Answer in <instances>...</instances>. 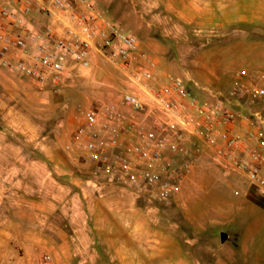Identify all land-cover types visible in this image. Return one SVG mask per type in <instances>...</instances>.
<instances>
[{
	"label": "rangeland",
	"instance_id": "obj_1",
	"mask_svg": "<svg viewBox=\"0 0 264 264\" xmlns=\"http://www.w3.org/2000/svg\"><path fill=\"white\" fill-rule=\"evenodd\" d=\"M94 1L200 102L264 71V0ZM100 66L60 92L0 66V264H37L46 252L53 264H182L201 257L200 243L213 262L218 246L207 238L224 232L227 247L250 239V264H264V199L208 147L167 200L104 177L95 184L94 164L69 149L79 105L119 103L127 88L115 64L103 57ZM233 254L232 264H245Z\"/></svg>",
	"mask_w": 264,
	"mask_h": 264
},
{
	"label": "built area",
	"instance_id": "obj_2",
	"mask_svg": "<svg viewBox=\"0 0 264 264\" xmlns=\"http://www.w3.org/2000/svg\"><path fill=\"white\" fill-rule=\"evenodd\" d=\"M47 23L36 26L35 16ZM100 55L124 75L119 103L84 108L70 151L92 162L93 181L104 177L138 194L167 200L189 178L202 146L226 168L243 173L264 199V71L214 103H202L184 79L160 75L140 38L108 18L94 0H7L0 6V66L63 90L73 68H90ZM250 100V109L225 100ZM243 125L240 131L234 126ZM37 264H53L43 253Z\"/></svg>",
	"mask_w": 264,
	"mask_h": 264
},
{
	"label": "crops",
	"instance_id": "obj_3",
	"mask_svg": "<svg viewBox=\"0 0 264 264\" xmlns=\"http://www.w3.org/2000/svg\"><path fill=\"white\" fill-rule=\"evenodd\" d=\"M6 2V1H5ZM48 19L43 17V16H35L33 18V23L38 26L40 24H44L47 23ZM101 58H103L100 55H95L93 57V64L90 68H83V67H77V68H73L70 72V80H79L82 82V78H80V74H85L88 70H99L101 68L100 66V61ZM121 72V71H120ZM166 78V77H165ZM164 77H162L161 75L157 76V78L150 80V83L155 86V87H160L162 86L166 80ZM251 78L246 79L245 83H250ZM89 81L85 80L82 83H88ZM124 83L127 85L126 79L124 77ZM110 93V91H109ZM217 95L215 94H205L204 93V98L202 99L203 103H214L216 101H218L219 99H217ZM225 103L227 104V106L229 107H234L236 109L239 110H245V109H250V100L248 99H241V98H232L231 100H225ZM243 129V125L237 123L233 130L234 131H240ZM218 212V211H217ZM220 212V211H219ZM224 210H222L220 212V214L223 216L225 215ZM205 225H207L205 223ZM207 227V226H205ZM203 229V228H202ZM237 234H241L239 232H236ZM231 237V233H228V239L226 242L223 241H219L217 238H207L208 241L210 242H214L216 243L217 247V258H215V260L213 262H210L207 259V247L204 246L202 243L199 244V253L201 255V257H199V259L195 262H192V260H183L182 264H232L234 261V254L233 252L235 251H241L244 255V261L245 264H250V239H247L245 237H236V241H235V248L232 247H227L226 243L229 241ZM201 239V238H200ZM208 244V243H207Z\"/></svg>",
	"mask_w": 264,
	"mask_h": 264
},
{
	"label": "water",
	"instance_id": "obj_4",
	"mask_svg": "<svg viewBox=\"0 0 264 264\" xmlns=\"http://www.w3.org/2000/svg\"><path fill=\"white\" fill-rule=\"evenodd\" d=\"M227 239H228V233L224 232V233H223L222 241H223V242H226Z\"/></svg>",
	"mask_w": 264,
	"mask_h": 264
}]
</instances>
